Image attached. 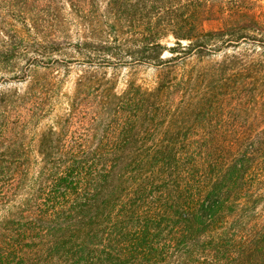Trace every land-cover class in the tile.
Returning a JSON list of instances; mask_svg holds the SVG:
<instances>
[{
    "label": "trees",
    "instance_id": "trees-1",
    "mask_svg": "<svg viewBox=\"0 0 264 264\" xmlns=\"http://www.w3.org/2000/svg\"><path fill=\"white\" fill-rule=\"evenodd\" d=\"M51 1L0 0L21 26L0 27V85L26 84L0 90V264H264V74L252 60L196 76L173 65L246 40L264 50V11L251 0H105L109 18L88 22L94 36L76 37V54L88 67L165 68V79L114 92L79 76L76 100L99 107L90 133L43 129L32 153L24 139L46 114L47 79L29 83V70L51 69L61 51L40 30ZM65 1L80 19L97 3ZM198 78L210 86L194 100L171 98Z\"/></svg>",
    "mask_w": 264,
    "mask_h": 264
},
{
    "label": "rangeland",
    "instance_id": "rangeland-1",
    "mask_svg": "<svg viewBox=\"0 0 264 264\" xmlns=\"http://www.w3.org/2000/svg\"><path fill=\"white\" fill-rule=\"evenodd\" d=\"M54 1V2H52ZM51 5L46 9L44 27L40 29L44 35L56 39L61 43V51L55 53L53 59L57 60L50 66L51 69L42 70L31 67L29 83L38 80L43 83V78L46 77V98L45 103L46 114L40 121L31 124V129L26 134L24 139L25 147L31 148L32 153L35 148H38L37 134L43 129L53 128L57 133L71 135L76 137L80 133H90V128L95 122L93 119L94 108L99 109L97 101L93 96L86 97L83 100H76V82L79 76L86 73V76L93 74L97 76L104 84V86L114 92H120L128 83L134 82L141 85L143 88L153 89L158 82L165 79L162 71L165 68L155 69L146 65H116L87 66L85 61L76 54L75 44L76 37L94 36L93 31L88 24L89 21L99 19L98 16L109 15L106 12L105 0H97L94 5L85 7L84 12L79 14L83 16L80 19L76 14V9H71L65 0H52ZM256 3L257 12L264 11V0H251ZM260 5L261 7H258ZM101 20H103L101 18ZM95 23V21H94ZM15 28L18 30L21 26L11 21L9 18H2L0 16V27ZM215 23H205L204 29L211 30L216 28ZM95 30L96 28H92ZM84 32V33H83ZM172 38L169 37L163 40V43L171 45ZM164 58L169 57L168 53L163 54ZM225 59L226 66L234 68L241 61H254L259 70L264 74V50H261L256 44L251 41H242L235 47H224L218 51H211V55L203 59H198L195 55L176 62L174 69L177 74H192L196 76L202 69H209L214 64L220 63ZM172 65V66H173ZM3 80L8 82L6 86L3 82L0 85L8 88L23 89L26 84L13 83L8 78V75H3ZM2 81H0L1 83ZM264 83V79H263ZM210 86L209 82L206 84L202 79L198 78L188 89H183L182 85L175 87L169 92L171 98L178 100H194L203 90ZM174 96V97H172ZM92 133V130H91ZM72 145V144H70ZM69 145V146H70Z\"/></svg>",
    "mask_w": 264,
    "mask_h": 264
}]
</instances>
